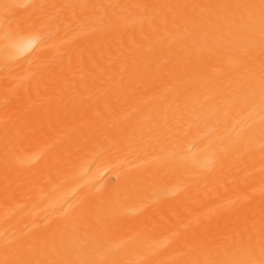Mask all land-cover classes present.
<instances>
[{"label": "bare ground", "instance_id": "6f19581e", "mask_svg": "<svg viewBox=\"0 0 264 264\" xmlns=\"http://www.w3.org/2000/svg\"><path fill=\"white\" fill-rule=\"evenodd\" d=\"M0 264H264V0H0Z\"/></svg>", "mask_w": 264, "mask_h": 264}]
</instances>
